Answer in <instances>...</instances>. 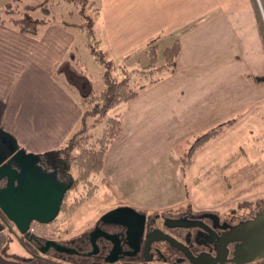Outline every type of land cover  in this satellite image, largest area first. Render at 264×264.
<instances>
[{
	"label": "crops",
	"instance_id": "crops-1",
	"mask_svg": "<svg viewBox=\"0 0 264 264\" xmlns=\"http://www.w3.org/2000/svg\"><path fill=\"white\" fill-rule=\"evenodd\" d=\"M15 1L16 13H22L27 10L25 5L41 0L9 2ZM96 3L99 10L94 16L93 30L99 48L113 64L124 63L127 69L148 62L146 46L150 38L156 37L158 60L159 37L169 36L193 21L199 22L197 63L193 69L197 83L185 79L191 75L186 69L192 68L185 65L187 44L179 40L181 48L172 72L108 110L122 124L113 141L122 135L131 106L135 119L139 117L134 124V140L140 142L146 137H140L138 125L150 127L144 134L151 140L155 130L166 126L169 118L173 121V117L180 118L189 111L190 99L198 100L208 108L200 121L204 129L223 125L213 139L215 143L218 135L230 134L234 140L244 134L247 181L264 182V0H96ZM5 5L0 3V129L15 138L19 147L45 158L49 150L65 142L81 113L77 92L67 88L61 74L54 75L53 69L70 51L82 65H85L83 57L88 61L92 56L88 55L84 31L73 24L78 21L59 18L53 13V6L48 15L39 7L27 10L34 16L32 11L39 9L41 16L34 17L45 21L35 32L25 33L14 24L18 16L7 13ZM200 26L208 30L202 32ZM92 83L97 88L93 80ZM102 86L100 81L98 88ZM182 86L191 98L183 95ZM194 94L197 96L192 97ZM144 97L149 99L148 105L142 104ZM148 131L152 135H147ZM231 140L224 146L233 143L237 152L238 139ZM259 166L261 170L249 168ZM204 208L213 211L207 209L211 207ZM5 239L6 232L0 231V248ZM0 264L50 263L0 252Z\"/></svg>",
	"mask_w": 264,
	"mask_h": 264
},
{
	"label": "rangeland",
	"instance_id": "rangeland-1",
	"mask_svg": "<svg viewBox=\"0 0 264 264\" xmlns=\"http://www.w3.org/2000/svg\"><path fill=\"white\" fill-rule=\"evenodd\" d=\"M9 1L11 0H0V3L6 4ZM11 4L14 11L16 10L15 15L21 16V13H16V1ZM52 6L54 15L59 18L80 21V14L76 12L78 5L73 1L58 0ZM32 14L41 16L42 13L38 9L32 11ZM207 30L206 26H200V31ZM198 34L199 22L193 21L175 29L171 35H162L158 39V64L164 60L162 50L165 44H171L176 39L187 44L185 65L192 69H186L191 75L185 79L193 84L197 83L193 69L197 63L195 56ZM88 51L92 60L88 57V61H85L83 57L82 62L85 64L83 66L88 70L97 87L96 90H100L98 86L100 81L102 82L101 70L104 67L101 62L93 58L89 47ZM117 69L118 67H115L113 72L120 77ZM163 74L166 75L168 72L165 71ZM61 79L69 88L63 75ZM181 88L184 90L183 95L188 99L191 98L185 87ZM192 99L197 100L196 97ZM142 100L143 105L149 104L148 98L144 97ZM190 100L187 103L190 106L189 111L185 112L184 116L180 118L175 116L173 121L169 118L168 123H165L166 126L160 128L161 130L156 129L153 135L152 131L147 132V135H152L151 140L144 134L150 127L138 125L137 129L142 133L140 137H146L140 142L134 140V124L138 123L139 117L135 119V112L131 106L126 113L122 135L108 147L104 157L105 162L103 160L101 167L89 171L86 178L79 177L80 166L73 161L79 146L63 145L66 139L63 144L56 147L55 149L65 147L60 151V158L66 163L69 171L68 174L64 172V177L59 174L58 176L66 181L69 175L70 178H75V181L65 193L64 207L59 209L51 221L33 220L28 235H37L40 241L52 238L62 244H76L81 238H85L104 212L122 205L131 206L151 216L157 213L163 215L199 213L206 211L204 207L207 206L211 207L207 209L218 213L221 218L230 217L234 220L251 214L264 202V191L261 192L264 190V182H256L253 179L247 181L249 177L245 166L247 149L244 134L241 133L234 140H231L230 134H223L220 137L218 135L215 143L213 139L223 125L218 124L204 129L200 121L204 120L202 114L208 108L203 106V102ZM103 124L102 120L94 130L91 127L89 130L97 135ZM218 126H220L219 131L206 140L199 136ZM237 139V152L233 150L235 147L233 143L232 147L224 146L225 142L230 140L234 142ZM249 168L262 169L260 166ZM28 240V237L20 233L12 223V232H6V239L0 252L7 256L26 258L31 252L42 254L34 241L29 240V244ZM47 256L54 260V264L58 261L63 264H92L91 258L69 253L60 256L53 249L47 251Z\"/></svg>",
	"mask_w": 264,
	"mask_h": 264
},
{
	"label": "water",
	"instance_id": "water-1",
	"mask_svg": "<svg viewBox=\"0 0 264 264\" xmlns=\"http://www.w3.org/2000/svg\"><path fill=\"white\" fill-rule=\"evenodd\" d=\"M0 138V210L20 233L29 240L37 242V249L40 252L47 253L48 249L52 248L55 252L79 253L73 246L62 244L52 238L40 241L37 235H28L33 220L48 222L56 216L64 194L71 185V176L68 175L66 181L60 179L57 169L49 170L41 164L43 157L40 154L19 147L15 138L1 129ZM159 215L155 214V216ZM196 217L214 220L211 221L212 226L203 222L206 232L210 234L204 242L210 250H215V253L212 254L207 250L195 255L187 253L193 264H246L264 258V202L246 217H241L232 223L223 221L219 233L213 229L220 220L218 213L213 211L189 213V216L185 217L187 223L184 225H191ZM162 218L164 223L170 221L171 226L181 225L178 223L179 217L162 214ZM145 219V213L131 206L122 205L107 210L98 221L125 226L126 238L134 241L129 243L134 248L139 246V238L144 235V251L154 241H164L175 250H179L180 246L186 247L174 234L160 228L156 229V237L151 238L149 232H143ZM88 233L93 238L102 235L112 239L115 236L106 230H98L97 225ZM113 242L115 248L117 244L115 240ZM90 253L91 251L82 254ZM116 258L109 255L105 260L110 262ZM144 260L149 259L145 256Z\"/></svg>",
	"mask_w": 264,
	"mask_h": 264
},
{
	"label": "trees",
	"instance_id": "trees-1",
	"mask_svg": "<svg viewBox=\"0 0 264 264\" xmlns=\"http://www.w3.org/2000/svg\"><path fill=\"white\" fill-rule=\"evenodd\" d=\"M66 1H73L78 5L76 12L80 14V21L73 24L79 26L84 31L86 45L90 48L94 59L101 62L104 67L101 70L103 86L100 90L94 88L90 74L72 51H70L65 58L57 62L53 69L54 75H63L69 87L74 89L78 94L81 113L74 129L63 145H70V147L79 146L78 152L73 156V161L80 166L79 177L86 178L89 171L101 167L110 143L120 134L122 129L120 118L117 115L108 114V110L120 101L135 97L141 88L147 84L158 81L163 72H172L176 66L181 44L179 40L176 39L171 45L164 47L162 50L164 60L162 63L158 64L156 37H153L148 40L146 46L148 62L145 65L127 69L124 63L113 64L99 48V39L94 34L93 20L99 10L96 0ZM57 2L58 0H41L37 4L25 5V8L29 10L34 7H39L44 15H48L51 12L52 5ZM5 6L7 13L16 11L11 7V2H7ZM27 10L22 12L21 16L14 18L13 21L21 32L32 33L35 32L37 26L43 23L45 19L34 17ZM123 58L125 59L126 56ZM115 67H118L117 70L120 77L113 72ZM102 120L104 121L103 127L97 135H94V131L89 130V127L94 130ZM219 129L220 126L212 131H206L199 136L206 140L212 135H215ZM63 148L65 147L51 149L46 155L63 165L64 172L68 174V166L60 158V151L63 150ZM74 181L75 178L72 177L70 187L73 185ZM64 197L60 208L64 207ZM0 231L12 232V223L1 210ZM27 242L30 244L29 240ZM14 258L23 257L14 256ZM27 258L54 264V260L48 257L47 253L41 254L31 252V255ZM57 264H63V262L58 261ZM246 264H264V258Z\"/></svg>",
	"mask_w": 264,
	"mask_h": 264
},
{
	"label": "flooded vegetation",
	"instance_id": "flooded-vegetation-1",
	"mask_svg": "<svg viewBox=\"0 0 264 264\" xmlns=\"http://www.w3.org/2000/svg\"><path fill=\"white\" fill-rule=\"evenodd\" d=\"M41 164L44 167L49 168V170L57 169V172H59L58 174L64 177V166L54 161L48 155L43 158ZM189 213L190 212L178 213L175 215H166L179 217L178 223H180L181 225L177 226H171L172 223L170 221H165L164 223L162 214H160L159 216H151L145 213L146 219L143 227V232H149L150 237L153 238L157 235V228L168 231L174 234L186 245V247L180 246L179 250H175L164 241H154L149 246H147V250L144 251V235L139 238V246L134 248L129 244L133 243L134 241L126 238L125 226L119 223L100 222L97 220L95 225H97L98 230H106L107 232L113 233L115 235L112 239L116 241V247L113 248L114 242L112 239L105 238L102 235L93 238L88 233L85 238H81L76 244L70 245L76 248L79 253L71 252L69 254L91 258L92 264H193L189 260L187 253H189L190 255H195L196 253L206 250L210 251L212 254L215 253V250H210V247L207 246L204 242L205 239L210 236V234L206 232L204 222L212 226L211 221L214 222V220L211 219L210 221L206 217H196L192 220L193 222L191 225L186 226L184 225L185 223H187L185 217L189 216ZM234 220L237 221V219ZM234 220H232L230 217H220V220L217 221L216 227H213V229L217 233H219L222 230L221 225H223V221L232 223L235 222ZM34 243L36 247H38L37 242L34 241ZM51 249L52 248H49L48 251H50ZM158 249L161 253L158 251ZM88 251H91V253L88 255L82 254L83 252ZM57 253H59L60 256L62 254H66V252ZM109 255H113L117 258L114 261L108 262L105 260V258ZM145 256L148 257L149 260H144Z\"/></svg>",
	"mask_w": 264,
	"mask_h": 264
}]
</instances>
